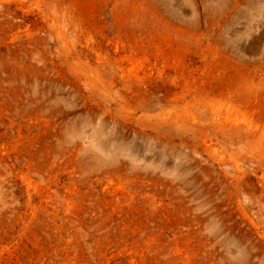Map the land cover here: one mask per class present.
I'll use <instances>...</instances> for the list:
<instances>
[{
	"label": "rangeland",
	"instance_id": "obj_1",
	"mask_svg": "<svg viewBox=\"0 0 264 264\" xmlns=\"http://www.w3.org/2000/svg\"><path fill=\"white\" fill-rule=\"evenodd\" d=\"M0 264H264V0H0Z\"/></svg>",
	"mask_w": 264,
	"mask_h": 264
}]
</instances>
